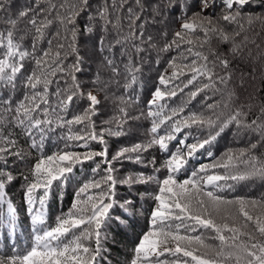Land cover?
Wrapping results in <instances>:
<instances>
[{
    "label": "snow or ice",
    "instance_id": "snow-or-ice-1",
    "mask_svg": "<svg viewBox=\"0 0 264 264\" xmlns=\"http://www.w3.org/2000/svg\"><path fill=\"white\" fill-rule=\"evenodd\" d=\"M253 4L259 12L253 9ZM145 7V0H103L95 9L90 0L59 3L31 0L9 15L15 8L13 0H0V229L4 230L5 243L19 224L16 208L8 196L9 185L17 179L12 165L25 160L22 144L37 154L28 164V175L23 176V199L33 241L26 248L13 246L9 252L0 254V264H106L105 229L110 222L127 225L129 221L127 215L114 218L112 210L119 207L127 214L132 207L131 200L119 201L117 187L153 181L158 183V190L152 194L155 206L149 218V230L139 237L128 264H264V215L254 216L249 211V205L257 206V199L228 198L223 194L225 189H233L229 181L264 180V155H256L258 147H264V102L251 120L248 119L254 107L251 103L247 105L248 111L244 106L236 107L226 117L215 111L220 106L215 94L220 92L221 85L231 81L232 61L244 59L247 36L236 42L245 31L243 21L249 29L257 22L264 27V0H219L218 3L217 0H155L147 5L150 21L145 19ZM216 9L220 10L219 14ZM82 16L86 17L83 23ZM172 17H176L179 27L168 39L165 29ZM21 22L27 28L25 35L31 39L27 47L25 37L17 36ZM149 23L153 27L165 26L159 33L162 44L148 33ZM54 25L59 27L50 31ZM232 25L235 30L229 31L226 26ZM112 34L115 38L109 40ZM214 38L230 45L229 51L212 47ZM89 41L93 54L101 58V68L109 69L113 77H124L125 93L136 84L141 72L136 56L142 58L144 53L156 50L158 56L169 57L146 101V112L141 111L136 117L151 121L146 141L123 147L111 156L105 133L121 135L123 125L131 117L125 107H119V115L114 117L116 130L102 128L97 132L92 117L99 115L101 99L92 90H86L87 86L78 78L86 75L89 58L88 49L85 47L82 54L80 45ZM117 47L121 49V57L127 60L121 61L123 72L116 62ZM248 56H252L250 51ZM254 59H264V52ZM92 84L100 91H107L110 81L102 80L98 70ZM190 86L195 87L188 93L192 99L205 93L204 111L185 114L183 105L178 108L168 105V100L183 94ZM261 91L264 87L258 88L252 99ZM234 95L233 91L227 93L228 102ZM52 97L56 99L55 105ZM77 99L86 106L69 115V106ZM120 99L124 104L139 102L138 96ZM209 100L212 102L208 103ZM228 102L224 107H228ZM74 125L80 126L76 134H72ZM231 126L254 134L257 140H250L247 148L228 150L217 158L209 148ZM57 127L68 129V134L61 137L64 146L51 154L45 153L46 133ZM193 127L197 129L196 135L184 131ZM92 142L99 145L98 150L91 147ZM153 148L166 155L160 168L154 167L152 175L117 174V163L127 160L146 164L143 153ZM201 150L212 162L187 171L190 161ZM86 161L95 164L92 176L75 191L67 212L50 224L48 201L56 189L63 195L76 166ZM148 163L155 165V157ZM161 169L166 172L163 179L156 175ZM216 169H222L223 173ZM182 173L186 175L180 179ZM259 203L264 204V198ZM232 208L244 218L243 225L236 226L234 220L232 224L217 223L213 218L215 214L227 221ZM250 226L252 232L246 231ZM202 230H209L211 235L205 238L194 234Z\"/></svg>",
    "mask_w": 264,
    "mask_h": 264
},
{
    "label": "trees",
    "instance_id": "trees-1",
    "mask_svg": "<svg viewBox=\"0 0 264 264\" xmlns=\"http://www.w3.org/2000/svg\"><path fill=\"white\" fill-rule=\"evenodd\" d=\"M57 3L60 0H56ZM131 2V0H130ZM219 0H217V3ZM15 8L11 9L9 15H12L13 12L23 8L28 3H31V0H13ZM93 9L98 7L103 0H90ZM155 3V0H145V19L150 21V17L147 16V12L150 9L147 7L148 4ZM253 9L257 12L260 9L256 8L253 4ZM219 14V9L215 10ZM86 19V17H81V23ZM176 17H172L169 20V24L166 29L169 33L168 39L171 38L173 31L178 29L179 24L175 22ZM2 23V21H0ZM245 31L242 32L241 36L236 38V42L240 43L243 41L244 37L247 36V44L244 47V59H234L231 64L233 70L231 81L226 85L220 86V92L215 94V100L219 103V107L215 110L217 114H223L227 116L228 113L240 106H244V110L248 111L247 105L249 103L253 104L248 119L251 120L259 113V107L262 102H264V91H261L256 95L255 99H252L253 94L260 87H264V59H254L258 53L264 52V27L257 22L251 29H249L247 22L243 21ZM59 25H54L50 31H55ZM229 31L235 30V25L226 26ZM165 28L163 25H158L156 27L151 26V23L147 26L148 33L152 34L156 39L158 44L163 43V39L160 38V29ZM27 28L23 22L18 25L17 36H24V45L30 46L31 39L26 36ZM114 34L109 35L108 39L113 40ZM259 46V47H257ZM85 47L88 49V62L85 66L86 75H78V78L87 86L86 90H92L94 93L98 94L101 99V106L99 109V115L92 117L95 121V126L97 132L102 128H112L113 131L116 130V123L114 117L118 116V108L125 107L128 113V116L131 117L123 125V130L121 135H109L105 133V139L107 140L109 156L115 154L118 150L123 147H130L136 143L145 142L148 135V130L151 127V121L144 117L136 119L140 116L141 111L146 112V101L150 98L153 88L157 85V76L164 72L167 67L168 55H159L156 50L151 52H146L143 54V57L136 56V63L141 67V72L137 75V82L133 85L132 88L128 90L127 93L124 92V77H113L109 69L101 68V58L98 55L93 54L92 42L89 41L86 45L81 44V52ZM212 47L216 48L218 51L227 53L229 51L230 45L224 44L217 39L212 40ZM251 52L252 56L249 57L248 53ZM116 52V62L119 64L121 72H123V63H126L127 60L124 57H121L120 47L115 49ZM131 54V53H130ZM123 60V63L121 61ZM159 61V62H157ZM101 72V79L104 81H110V86L107 91H100L99 88H94L92 81L96 76L97 71ZM243 74V85H241V78ZM181 79H184L183 77ZM119 81V83H117ZM54 87V86H53ZM195 87L190 86L189 89H185L183 94L178 95L177 97L168 100L167 103L173 108H178L180 106L185 107V114L189 111L200 112L204 111V95L201 93L195 99H192L188 93L194 91ZM233 91L235 95L232 100L228 102L227 93ZM223 93V95H222ZM20 95L21 93H17ZM131 96H138L139 102L136 104H124L121 102L120 97L124 96L125 99ZM208 95H212L211 92ZM52 103L55 105L56 99L52 97ZM208 103L212 102L211 100L207 101ZM228 102V107H224V104ZM85 103L79 99L75 100L72 105L69 106V115L73 113L80 112ZM206 115L209 113H205ZM215 119V116H213ZM80 126H72V134H76ZM185 132L191 131L193 135L197 134V129L193 127L192 129H185ZM68 134V129L65 128H54L53 131L46 133L47 139L45 140V153L51 154L55 152L57 148H63L64 140L61 139L62 136ZM255 142L257 137L254 134H250L243 131H237L234 126H231L227 129L220 137H218L213 144L210 146L211 150L217 158L221 157L223 153L228 150L236 151L241 148H247L249 141ZM191 142V141H190ZM175 143V142H173ZM23 150L25 153L24 161H15V164L12 165L15 167L14 175L17 176V179L8 187V196L12 199L14 206L17 211L19 224L16 228L15 233L12 235L11 239L5 243L4 240V230L0 229V254L9 252L13 246L17 249H23L28 247L33 241V232L30 223V219L26 214V205L23 199V176L28 175V164L31 161H34L36 158L35 151H30L27 145H23ZM91 147L99 149V145H96L95 142L91 143ZM77 151H86L84 148H77ZM134 155V154H133ZM165 153H162L158 148L150 149L148 152L143 153L144 160L146 164H135L131 161H121L115 166L118 169V175L121 177L127 176L130 173H139L143 172L146 175H152L153 169L160 168L162 162L165 159ZM256 155H264V147H258ZM155 157V165L148 163L152 161ZM212 160L207 157L204 150H201L196 154L189 165L187 166V171H191L194 168H197L202 164H210ZM95 167V164L92 161H86L83 165H77L74 170L72 178L67 183L63 189V195H60L59 189L55 190V194L48 201L47 205V215L48 222L54 224L56 217L62 212H67L71 207L73 202V197L75 191L80 187V185L88 178L92 176V168ZM215 171L223 173L222 169H216ZM160 179H163L166 175L165 170L161 169L159 173L156 174ZM186 173H182L179 177L180 179L185 178ZM223 183V182H221ZM233 185V189H225L223 193L228 198L234 197H244V198H254L257 199L258 204L255 208H252L249 205V211L254 215H264V204H260L259 201L261 198H264V180L253 179L247 181L233 182L229 181ZM158 190V183L156 181L150 182L148 184H135L132 187L127 185L117 187V198L120 202L124 200H131L132 207L129 210V213H124L123 209L116 207L112 210L113 217L116 216H125L129 217L127 225H118L117 223L110 222L109 226L105 229L103 241L105 249L106 264H128V261L131 259L133 254V249L138 243L139 237L146 231L149 230L150 226V215L151 211L155 206V201L152 199V194ZM143 194V198L142 197ZM5 212L7 211L5 207ZM213 218L217 223L227 222L229 224L235 221L236 226H241L244 223V218L239 216L236 208L230 210V218L227 221L221 220V217L213 214ZM246 231L252 232V227L250 226ZM205 238L211 235L209 230H202L201 233ZM259 237L258 233H253ZM243 239V237H242ZM209 243H218L215 241L207 240ZM231 264V262H230Z\"/></svg>",
    "mask_w": 264,
    "mask_h": 264
}]
</instances>
